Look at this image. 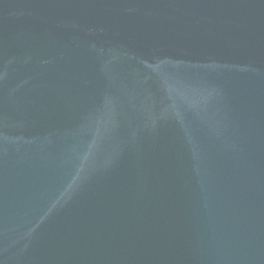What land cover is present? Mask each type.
I'll list each match as a JSON object with an SVG mask.
<instances>
[{
    "label": "water",
    "instance_id": "95a60500",
    "mask_svg": "<svg viewBox=\"0 0 264 264\" xmlns=\"http://www.w3.org/2000/svg\"><path fill=\"white\" fill-rule=\"evenodd\" d=\"M0 264H264V0H0Z\"/></svg>",
    "mask_w": 264,
    "mask_h": 264
}]
</instances>
